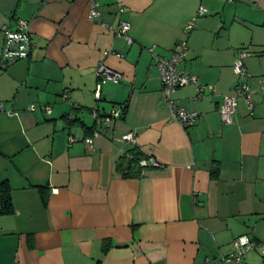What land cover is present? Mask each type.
<instances>
[{
    "label": "crops",
    "instance_id": "crops-1",
    "mask_svg": "<svg viewBox=\"0 0 264 264\" xmlns=\"http://www.w3.org/2000/svg\"><path fill=\"white\" fill-rule=\"evenodd\" d=\"M97 1L99 20L87 0H0V183L13 206L0 214V264H264V0ZM19 20L30 23V55L3 67V30ZM182 40L179 69L215 88L173 93L199 114L189 128L171 118L153 57ZM242 50L253 106L241 97L226 124ZM100 63L123 78L97 100ZM114 106L122 117L87 144L94 112ZM131 131L136 145L122 139ZM133 150L159 165L125 177ZM243 235L258 246L222 261Z\"/></svg>",
    "mask_w": 264,
    "mask_h": 264
},
{
    "label": "built area",
    "instance_id": "built-area-1",
    "mask_svg": "<svg viewBox=\"0 0 264 264\" xmlns=\"http://www.w3.org/2000/svg\"><path fill=\"white\" fill-rule=\"evenodd\" d=\"M89 4V18L91 20H99L100 14L98 11V1L97 0H87ZM120 12H123V7H120ZM206 9L201 7L197 13L198 16L204 15ZM196 17L191 19L186 25V29H193L196 26ZM108 28L112 29V27L108 26ZM130 29V23L127 20H121L119 23L116 32L121 34L122 36L127 38L129 43L132 42L131 38L128 36V31ZM4 38L2 41V56H1V65L3 67H7L10 64L26 59L29 57L31 48H32V40L30 33V23L26 20H19L16 29L5 28L3 30ZM178 48L170 57H163L160 55L154 54L153 57L156 62V66L159 69L162 89L165 96V100L168 104L171 118L178 122L183 128H189L193 126L199 114L197 112H190L179 106L175 99L173 98V93L176 89L187 86L189 84H194L197 86L199 94H202L206 88H209L210 91L215 92V88L213 85H203L200 84L198 78L195 75L190 73L181 71L179 69L180 63L184 60L187 51L188 45L185 40L180 41L177 44ZM153 51V49H150ZM113 53L117 57H123L121 52L117 51H105L106 55ZM249 55V52L242 50L238 53V57L234 62L233 69L235 74L238 77L237 84L235 86L234 93L231 95H225L223 97V102L220 107V114L222 121L226 124H229L233 121L234 115L237 112L238 101L241 97H244L248 105L252 108V99L249 92V86L246 82V79L249 77L245 64L244 58ZM96 76H97V85L95 88V98L97 100L101 97V88L104 84L108 82L112 83H120L122 80V74L112 70L107 67L104 63H100L96 68ZM260 82L264 86V77L260 79ZM66 99L68 95L64 96ZM36 106H31V110H35ZM1 109L3 107L1 106ZM42 109L50 113L51 107L44 106ZM123 115L122 106H114L108 113L100 115L96 111L93 114L94 118V128L92 131V136L85 139L87 144H92L95 137H98L104 134L108 127L112 124V122ZM124 141H127L130 144H137V135L135 132H127L122 136ZM138 165L142 168V173H144V169L149 166H158L156 160L153 158H142L139 160ZM234 251L225 257L222 258V261H240L242 256L252 250L255 249L258 244L251 238L246 235L239 236L233 241ZM262 253L264 255V246L262 245ZM205 264H220L219 262L213 259H207Z\"/></svg>",
    "mask_w": 264,
    "mask_h": 264
},
{
    "label": "trees",
    "instance_id": "trees-1",
    "mask_svg": "<svg viewBox=\"0 0 264 264\" xmlns=\"http://www.w3.org/2000/svg\"><path fill=\"white\" fill-rule=\"evenodd\" d=\"M67 118H68L67 120L71 123L76 120V116H72V117L67 116ZM142 158L143 156L140 152L133 150L126 164L123 167H120L123 171V175L125 177H134L139 175L141 170L137 168L138 167L137 164L139 160ZM0 198H1L0 214L6 215L13 213L11 190L8 182L6 181L0 183Z\"/></svg>",
    "mask_w": 264,
    "mask_h": 264
}]
</instances>
